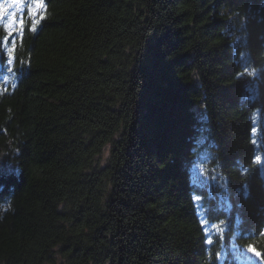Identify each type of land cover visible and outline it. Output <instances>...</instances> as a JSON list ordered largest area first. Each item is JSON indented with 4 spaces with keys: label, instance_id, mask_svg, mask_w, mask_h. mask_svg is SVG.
Listing matches in <instances>:
<instances>
[{
    "label": "trees",
    "instance_id": "obj_1",
    "mask_svg": "<svg viewBox=\"0 0 264 264\" xmlns=\"http://www.w3.org/2000/svg\"><path fill=\"white\" fill-rule=\"evenodd\" d=\"M45 4L0 47V264H264V0Z\"/></svg>",
    "mask_w": 264,
    "mask_h": 264
},
{
    "label": "snow or ice",
    "instance_id": "obj_2",
    "mask_svg": "<svg viewBox=\"0 0 264 264\" xmlns=\"http://www.w3.org/2000/svg\"><path fill=\"white\" fill-rule=\"evenodd\" d=\"M15 7L17 8V12H11L9 14V9ZM27 11V18L28 21H30L29 30L32 32H35L37 30V26L40 24V22L45 19L46 12H47V5L45 4V0H11L10 3L5 5L4 0H0V25L3 26L5 35L0 38V47L3 48L4 52L7 55V66L6 70L9 75H15V69L13 68L14 62H15V56L14 51L16 48V40L14 38V33L17 36H22L24 27L26 25L25 17L23 13ZM9 41H11L9 43ZM243 58V54H242ZM23 63V62H22ZM20 71H23V68L20 69ZM242 75H251L253 77L256 76V69H249L248 67H245L243 73H239V76ZM5 81L7 80V77H4ZM253 134H255L256 129L253 128ZM256 141L253 140V144H255ZM253 163L258 164L261 166H264V157H261L260 155H256L253 158ZM242 171L246 172L247 169H242ZM3 172V169L0 168V173ZM197 172L199 173V176H204L205 172L203 168L197 169ZM214 179V178H213ZM199 178L194 181V185H200ZM220 199L224 202V205L227 207H230V202L228 201V197L226 193H220ZM245 195H247V192H245ZM193 199L197 202L201 201L200 196H194ZM202 206V205H201ZM221 224L224 222L221 221ZM264 235V233H262ZM208 243H211L209 240ZM246 251L249 253H252L256 258L264 260V254H262L260 251H257L255 247L252 245H248L246 248ZM228 253H224V256L226 257ZM232 255L234 258L239 259L240 258V252L239 249H232ZM217 259L221 258V253L216 254Z\"/></svg>",
    "mask_w": 264,
    "mask_h": 264
},
{
    "label": "rangeland",
    "instance_id": "obj_3",
    "mask_svg": "<svg viewBox=\"0 0 264 264\" xmlns=\"http://www.w3.org/2000/svg\"><path fill=\"white\" fill-rule=\"evenodd\" d=\"M4 1H6L5 5H7L8 3L11 2V0H4ZM17 11H18L17 8L12 7V8L9 9V14L11 12H17ZM24 13H27V11L25 10ZM199 110H201V108H199ZM199 168H203L204 169L205 175L202 176V177L199 176V173L197 172V169H199ZM211 170H212V168L208 167V158H207V156L203 155V154H200V156L198 158V161L194 164L193 169H192V173H193L194 177L196 179L199 178V180L201 182L209 181L210 180L209 176L211 175V177H213V174L210 173ZM208 178H209V180H207ZM254 264H260V263L254 262Z\"/></svg>",
    "mask_w": 264,
    "mask_h": 264
}]
</instances>
